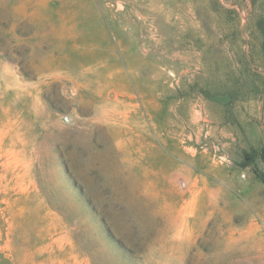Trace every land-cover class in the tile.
<instances>
[{
	"label": "rangeland",
	"instance_id": "rangeland-1",
	"mask_svg": "<svg viewBox=\"0 0 264 264\" xmlns=\"http://www.w3.org/2000/svg\"><path fill=\"white\" fill-rule=\"evenodd\" d=\"M0 264H264V0H0Z\"/></svg>",
	"mask_w": 264,
	"mask_h": 264
}]
</instances>
